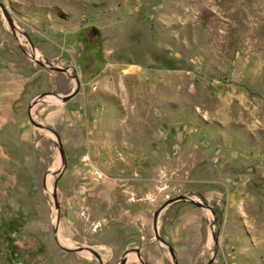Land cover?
Returning a JSON list of instances; mask_svg holds the SVG:
<instances>
[{"label": "rangeland", "instance_id": "374dc122", "mask_svg": "<svg viewBox=\"0 0 264 264\" xmlns=\"http://www.w3.org/2000/svg\"><path fill=\"white\" fill-rule=\"evenodd\" d=\"M0 2V264H264V0Z\"/></svg>", "mask_w": 264, "mask_h": 264}, {"label": "crops", "instance_id": "0c3cea01", "mask_svg": "<svg viewBox=\"0 0 264 264\" xmlns=\"http://www.w3.org/2000/svg\"><path fill=\"white\" fill-rule=\"evenodd\" d=\"M22 81L19 76L0 80V171L17 162L13 157L24 155L32 148L35 150L37 145L27 121L20 115ZM32 139L33 147L30 143Z\"/></svg>", "mask_w": 264, "mask_h": 264}, {"label": "water", "instance_id": "95a60500", "mask_svg": "<svg viewBox=\"0 0 264 264\" xmlns=\"http://www.w3.org/2000/svg\"><path fill=\"white\" fill-rule=\"evenodd\" d=\"M0 7H1V10H2L4 16L6 17V19L8 20V22L11 24V23H12V19H11V16H10L9 12H8L7 9H6V6H5L2 2H0ZM36 61H37V63H38L39 65H41V66H45V67H48L50 70L59 71V72H65V71H66V69L63 68V67H61V66H53V65H50V63H49L48 61H45V62H41V61H39V60H36ZM73 77H74L75 80H76V88L72 91V93H70L69 95H67V97L65 98V100L68 99L70 96L76 94L77 91H78V89H79L80 83H79L78 77H77L76 74H74ZM41 96H43V94H42V95H38V96H36L35 99L40 98ZM34 102H35V101H34ZM28 117L30 118L29 112H28ZM50 130L55 134V136H56V138H57V140H58V142H59V141H60V137H59L58 133H57L55 130H53V129H50ZM59 147H61L60 143H59ZM60 175H61V174H60ZM56 184H57V180H56V182H55V184H54V189H53L54 197H55V195H56V193H55V192H56ZM180 199H184V198L181 197ZM190 202H191V203H194L195 205H200V204H201L200 202H195V201H193V200H190ZM157 215H158V211H156V212L154 213V215H153V230H154V233H155V237H156L157 239L161 240L162 242H164L165 244L168 245V243H167L165 240H163V239L157 234V227H156ZM87 250H89L92 254H94V255L97 257V259H98V261H99V264H103V263H102V260H101V258H100V256H99V254H98L95 250H93V249H91V248H87ZM71 251H74V249L71 250ZM137 253H138V251H137ZM170 253H171L172 258H174V253L172 252V250H170ZM207 264H212V259H210V260L208 261Z\"/></svg>", "mask_w": 264, "mask_h": 264}]
</instances>
